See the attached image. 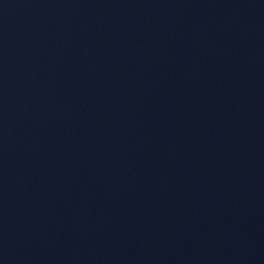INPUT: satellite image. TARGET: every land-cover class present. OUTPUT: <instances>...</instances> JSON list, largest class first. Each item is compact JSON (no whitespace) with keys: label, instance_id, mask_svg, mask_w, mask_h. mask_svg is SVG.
<instances>
[{"label":"water","instance_id":"obj_1","mask_svg":"<svg viewBox=\"0 0 264 264\" xmlns=\"http://www.w3.org/2000/svg\"><path fill=\"white\" fill-rule=\"evenodd\" d=\"M0 264H264V0H0Z\"/></svg>","mask_w":264,"mask_h":264}]
</instances>
